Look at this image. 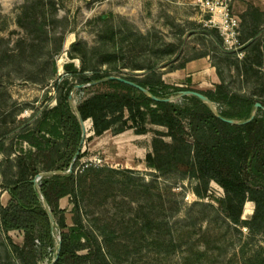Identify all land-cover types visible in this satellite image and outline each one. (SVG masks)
Here are the masks:
<instances>
[{
	"label": "trees",
	"instance_id": "trees-1",
	"mask_svg": "<svg viewBox=\"0 0 264 264\" xmlns=\"http://www.w3.org/2000/svg\"><path fill=\"white\" fill-rule=\"evenodd\" d=\"M31 18L37 30L43 31L44 21L39 22L35 15ZM240 18L238 40L245 51L243 58L224 50L217 29L198 25L207 34H214V38L205 35L197 52L173 62L167 71L160 70L157 63H148L133 68L146 69L142 75L116 74L140 84L159 98L171 97L176 91H199L218 106V112L194 95H185L178 102L155 100L119 80L98 84L100 89L84 97L76 108L85 121H92L95 136L109 130L119 134L132 129L138 135L153 132L152 150L145 156L147 167L153 170L150 173L175 181L195 179L197 183L192 190L201 199L208 195L210 183L216 182L224 196L217 199V208L208 206L231 223L247 227L252 234H264V10L249 5ZM71 46L76 48L77 44ZM203 57L210 58L220 79L214 89H195L164 81L165 73L183 69L188 62ZM220 58L235 68L247 84V91L236 90L225 80ZM67 69L69 75L55 81V104L45 106L15 126L8 123L17 122L23 107L16 106L10 96L5 99L0 175L9 199L0 205V264H41L47 258L52 261L51 253L57 244L55 229L61 248L54 264H114L108 247L110 233L87 220L83 192L88 177L92 181H112V174L101 177V173L116 170L94 164L79 168L81 151L73 161L82 128L69 96L76 84L115 75L112 71L117 68L96 67L91 73L72 65ZM51 77L52 74L44 80ZM257 102L261 107L256 109ZM255 110L254 118L245 122ZM223 118L233 119L235 123ZM23 142L31 149L25 150ZM72 162V171L68 172ZM49 171L61 173L42 177L37 188L35 176ZM42 196L50 208L53 224ZM65 197L72 204V224L67 222V210L60 205ZM247 201L254 202L255 208L251 219L244 220L241 217ZM13 230L22 231L21 243L14 241L10 234ZM245 264H264V243Z\"/></svg>",
	"mask_w": 264,
	"mask_h": 264
},
{
	"label": "rangeland",
	"instance_id": "rangeland-1",
	"mask_svg": "<svg viewBox=\"0 0 264 264\" xmlns=\"http://www.w3.org/2000/svg\"><path fill=\"white\" fill-rule=\"evenodd\" d=\"M224 2L239 16L249 5L264 10V0ZM34 15L44 21L43 31L31 22ZM213 15L199 0H0V132L9 96L23 107L17 122L8 123L15 126L55 104V81L69 75V65L84 68L85 73L96 67H115V75H142L146 69H133L137 64L157 63L160 70L167 71L173 62L197 52L205 35L214 38L198 25L217 29L221 35L210 23ZM223 48L238 58L245 55L239 40L237 48L226 49L224 44ZM218 60L230 86L247 91L235 68L224 58ZM86 84H76L71 92L73 108L100 89L98 84ZM177 86L199 89L197 83ZM181 93L176 91L173 101L183 100ZM213 110L219 111L214 103ZM153 137V132L136 137L132 129L121 135L109 130L95 136L92 124L86 132L79 168L94 164L116 170L101 173V177L112 174V181L88 177L83 192L87 220L110 233L108 247L114 264H245L253 258L264 243V234H252L216 211L217 199L224 196L216 182L210 183L208 195L201 199L192 190L195 179L175 181L150 173L153 170L147 167L145 156L152 150ZM22 145L31 149L26 142ZM8 199L0 175V205ZM60 202L72 224L70 198ZM249 204L252 214H244V205V220L251 219L254 212V202ZM55 232L53 259L59 240L57 229ZM10 234L15 242H22L21 230ZM51 262L47 258L41 264Z\"/></svg>",
	"mask_w": 264,
	"mask_h": 264
},
{
	"label": "water",
	"instance_id": "water-1",
	"mask_svg": "<svg viewBox=\"0 0 264 264\" xmlns=\"http://www.w3.org/2000/svg\"><path fill=\"white\" fill-rule=\"evenodd\" d=\"M109 80H119V81H123V82H125V83H127V84H129L131 86H134V87L138 88L139 90H141L142 92H144L145 94H147L148 96L152 97L155 100L173 101V98H171V97H168V98H159V97H157L155 95H152L147 88L141 86L140 84H138V83H136L134 81L125 79L123 77L116 76V75L105 76V77H103V78H101L99 80H95V81L90 82L89 85H95V84L103 83V82H106V81H109ZM86 85L87 84H80V85H78V87H85ZM181 94L183 96L184 95H194V96H197L198 98H200L202 101H204L205 103H207L213 109V102L207 96H205L204 94H202L199 91L185 90V91H182ZM71 96H72V94L70 93L69 100H71ZM255 107L257 109V108L261 107V104L259 102H257L255 104ZM74 109H75V112L78 115V118H79V121H80V124H81L82 136H81V140H80V143H79V146H78L77 153L74 156L73 161L75 160V158L78 155V153L82 150L83 142H84V139L86 137V132H87L86 127H85V122L86 121L82 118L79 110L76 107ZM255 114H256V110L252 113L251 117L248 120H246L245 122H248L251 119H253L254 116H255ZM223 119L225 121L230 122V123H235V121L233 119H228V118H223ZM72 167H73V162L70 165V168H69L68 172H71L72 171ZM58 173H61V172H59V171L41 172V173H39V174H37L35 176V178H34L33 181H34L35 185L37 186V188H39V184L38 183H39V181H40V179L42 177L47 176V175H52V174H58ZM42 198H43L44 206H45V208H46V210L48 212V215L50 217L51 223L53 224L54 219H53V216L51 214L50 208H49V206H48L45 198L43 196H42ZM60 248H61V246H60V241H59L58 247H57V253H56L54 259L52 260V262L50 264H54L57 261V259L59 257V253H60Z\"/></svg>",
	"mask_w": 264,
	"mask_h": 264
},
{
	"label": "crops",
	"instance_id": "crops-1",
	"mask_svg": "<svg viewBox=\"0 0 264 264\" xmlns=\"http://www.w3.org/2000/svg\"><path fill=\"white\" fill-rule=\"evenodd\" d=\"M246 8L247 7L243 8V11ZM163 79L166 83L174 85H183V83H187V80L190 79L191 84L197 83L196 87L202 90L214 89L215 85L220 82L215 67L211 65L210 61L206 59V57L188 62L186 67L183 69L165 73L163 75ZM154 127L161 129L157 126ZM123 133H119L117 135H121ZM142 135L145 134H135L136 137H140ZM62 199L60 201H62Z\"/></svg>",
	"mask_w": 264,
	"mask_h": 264
},
{
	"label": "built area",
	"instance_id": "built-area-1",
	"mask_svg": "<svg viewBox=\"0 0 264 264\" xmlns=\"http://www.w3.org/2000/svg\"><path fill=\"white\" fill-rule=\"evenodd\" d=\"M199 2L214 13L210 23L219 29L225 48H237L241 25L240 16L232 14L224 0H199Z\"/></svg>",
	"mask_w": 264,
	"mask_h": 264
},
{
	"label": "bare ground",
	"instance_id": "bare-ground-1",
	"mask_svg": "<svg viewBox=\"0 0 264 264\" xmlns=\"http://www.w3.org/2000/svg\"><path fill=\"white\" fill-rule=\"evenodd\" d=\"M71 40H68L67 42H70ZM171 74V73H170ZM90 124H92L91 120H86L85 122V127L86 130H88L90 128ZM92 133V132H91ZM250 201H247V203L245 204V210H244V214H252V210L249 204Z\"/></svg>",
	"mask_w": 264,
	"mask_h": 264
}]
</instances>
